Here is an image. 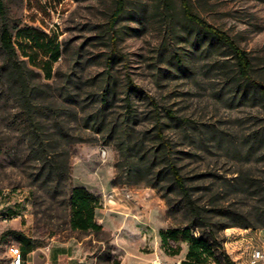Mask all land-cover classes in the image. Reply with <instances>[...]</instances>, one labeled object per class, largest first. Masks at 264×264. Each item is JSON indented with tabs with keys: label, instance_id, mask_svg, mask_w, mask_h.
<instances>
[{
	"label": "rangeland",
	"instance_id": "rangeland-1",
	"mask_svg": "<svg viewBox=\"0 0 264 264\" xmlns=\"http://www.w3.org/2000/svg\"><path fill=\"white\" fill-rule=\"evenodd\" d=\"M1 1L0 31L9 27L33 97L27 113L18 85L2 71L0 48V210L11 215L0 221V235L13 230L31 239L40 256L50 254L40 264H178L187 244L167 256L158 231L185 227L186 213L175 192L169 207L146 185L150 161L156 171L164 167L151 97L170 159L197 203L212 210L210 221L220 219L215 209L224 206L250 225L219 234L235 264H251L252 250L264 251V95L238 76L230 51L184 18L180 0H125L112 29L114 0ZM188 2L233 39L251 61L252 78L264 83V0ZM20 29L57 35L60 57L50 78L27 62L34 50ZM39 140L48 157L67 159V177L45 182ZM123 140L128 162L116 146ZM75 186L99 198L95 216L102 230L70 227L68 197ZM13 246L20 247L17 235L0 239V264H7Z\"/></svg>",
	"mask_w": 264,
	"mask_h": 264
},
{
	"label": "trees",
	"instance_id": "trees-1",
	"mask_svg": "<svg viewBox=\"0 0 264 264\" xmlns=\"http://www.w3.org/2000/svg\"><path fill=\"white\" fill-rule=\"evenodd\" d=\"M169 2L165 1L166 9L170 8ZM180 5L185 19L198 26L216 42L225 46L230 51L235 60L238 76L258 89L260 94L264 95V83L253 79L251 76L252 64L247 54L227 34L216 29L193 13L188 0H180ZM124 7L125 0H114V9L108 21L110 29L113 28L118 17L123 13ZM4 13V6L0 0V16H4ZM17 34L19 36L23 35L24 45H29L34 50L30 54L25 55L27 56V62L39 68L45 78H50L53 64L60 57L57 35L54 33L47 35L46 33L33 29H20L17 31ZM111 39L114 41L113 35H111ZM0 48L4 53L2 71L18 85L21 105L28 111L32 106L33 89L26 83L21 72L26 62L18 59L14 38L6 24L2 26L0 31ZM39 53L42 56L37 59ZM116 54L112 52L111 58L117 56ZM107 63L110 64V60ZM106 97L107 92H105L103 97L104 102L107 100ZM149 100L154 111L155 136L159 142L160 157L164 161V167L156 171L155 161H150V164L146 167V185L156 188L162 194L169 207L170 193L175 192L179 197L178 205L184 209L187 216V225L185 227L181 229L167 228L158 231L161 249L167 256H177L182 250L181 243H186L187 249L184 257L180 260V264H210L211 259L219 261L220 264H235L226 252L223 245V238L219 233L229 227L250 228V225L236 219L238 217H235L234 211L224 206L215 209L216 213L214 215L220 219L218 221H210V213L212 210L197 203L192 196L191 188L187 184L186 177L181 173L177 164L170 159L172 149L170 143L163 135V122L161 121L157 103L151 97ZM126 112V117L131 116L132 110L129 102L126 103ZM27 113H32V110ZM166 114L169 119L179 120L170 111H166ZM127 136L128 132L124 126L121 138L125 140ZM124 140L116 146L119 147L121 160L128 162L127 151L122 147ZM37 150L41 156V172L45 173V182L60 181L63 176L67 177V159L56 160L55 158L48 157L41 140L37 141ZM156 155L157 150L154 151L153 157ZM163 175L168 177V181H163ZM100 205L99 198L86 188L75 186L70 189L68 197L70 227L81 231L102 230L103 227L97 222L95 216L96 210L100 208ZM262 226H264V222ZM8 234H15L19 237L23 260H25L26 255L30 251L37 247L31 239L25 237L19 231L12 230L3 232L0 235V239H3ZM115 264H118V262L115 261Z\"/></svg>",
	"mask_w": 264,
	"mask_h": 264
},
{
	"label": "built area",
	"instance_id": "built-area-1",
	"mask_svg": "<svg viewBox=\"0 0 264 264\" xmlns=\"http://www.w3.org/2000/svg\"><path fill=\"white\" fill-rule=\"evenodd\" d=\"M11 218V215L6 213L5 211L0 210V221L1 222H8ZM11 256L7 264H23V256L21 253V249L19 246L11 247ZM251 264H260L264 263V251L261 248H255L251 252L250 258ZM151 264H166L165 262L155 259L151 262Z\"/></svg>",
	"mask_w": 264,
	"mask_h": 264
},
{
	"label": "crops",
	"instance_id": "crops-1",
	"mask_svg": "<svg viewBox=\"0 0 264 264\" xmlns=\"http://www.w3.org/2000/svg\"><path fill=\"white\" fill-rule=\"evenodd\" d=\"M6 212V211H5ZM259 233H258V231L256 232H254L253 233V235L255 236V237H259V235H258ZM255 240H257V239H255ZM259 245V244H258ZM40 254V248H38V249H36V248H34L32 251H30L27 255H26V258H25V260L23 261V264H40L41 263V261L43 262L45 259H47V260H49V253H45V256H40L39 255ZM178 264H180V261H179V263Z\"/></svg>",
	"mask_w": 264,
	"mask_h": 264
}]
</instances>
